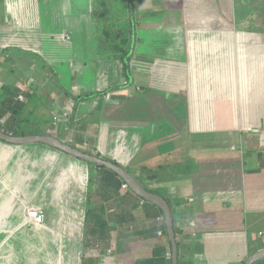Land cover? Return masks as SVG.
I'll list each match as a JSON object with an SVG mask.
<instances>
[{
	"label": "crops",
	"instance_id": "obj_1",
	"mask_svg": "<svg viewBox=\"0 0 264 264\" xmlns=\"http://www.w3.org/2000/svg\"><path fill=\"white\" fill-rule=\"evenodd\" d=\"M91 1L0 0V35L24 27L25 50L38 52L42 36L26 28L42 8L44 24L67 19L44 34L73 57L88 52L66 68L70 92L106 90L76 105L59 79L56 107L50 81L39 83L22 127L123 167L168 202L178 264H245L264 249V0H131L120 22L134 27L129 76L97 38ZM24 63L9 49L0 75ZM13 78L0 90L31 87ZM124 184L54 146L0 140V264H170L165 211ZM30 206L43 223L28 220Z\"/></svg>",
	"mask_w": 264,
	"mask_h": 264
},
{
	"label": "trees",
	"instance_id": "obj_2",
	"mask_svg": "<svg viewBox=\"0 0 264 264\" xmlns=\"http://www.w3.org/2000/svg\"><path fill=\"white\" fill-rule=\"evenodd\" d=\"M131 12V0H92L90 15L95 25V34L99 41L109 50L112 56L117 57L122 62L123 71L127 76L128 70L131 66V53L133 49L132 35L134 27L130 25L128 29L123 28L120 25L125 18L130 15ZM251 26L247 27L250 28ZM9 49H16L20 54L24 56H34L43 62L46 67L45 75L43 78H47L53 82L56 86H61L59 78L54 70L49 68L48 64H45L44 59L40 55L31 50H25L22 48H4L0 50V56L4 55ZM29 88V91L20 92L17 88L12 86H2L0 90V129L7 134L15 136H24L29 134H43V131L37 128H24L22 127L25 122H31V115L36 111L33 108L31 111L28 107L35 102V97L39 98L35 89ZM64 89V88H63ZM65 90L66 95L69 98H73L76 105L80 102L87 101L96 96L102 95L106 90L86 92L80 95H74L72 92ZM20 94L26 97L28 101L24 102L20 99ZM42 98V97H40ZM31 104V105H30ZM74 106V110L75 107ZM1 140V139H0ZM4 141V140H2ZM73 145V144H72ZM76 146V145H75ZM178 243V241H177ZM158 252V250H156ZM157 254V253H156ZM172 246H170V264H172ZM245 262V261H244ZM253 264H264V258L256 261Z\"/></svg>",
	"mask_w": 264,
	"mask_h": 264
},
{
	"label": "rangeland",
	"instance_id": "obj_3",
	"mask_svg": "<svg viewBox=\"0 0 264 264\" xmlns=\"http://www.w3.org/2000/svg\"><path fill=\"white\" fill-rule=\"evenodd\" d=\"M44 13H45L44 8H42V11L40 13V17L41 18L39 19L38 25L29 24L30 27H27L26 29H28V31L31 32V33H35L36 30H39V31H37V32H39L37 34V37L42 36V38L41 39L37 38V40H39L40 42H36L34 44V46H36L38 48V52L37 53L40 55V57L42 59H44L45 64L47 62V63L51 64L52 67L59 69V71L61 73L59 79L62 82L63 86L67 87L68 90L70 91V89H72V83H73L72 80L73 79L69 76V72H67L66 68L70 67V63L74 64L78 59H84V61H86L85 57L87 56L88 52H86L81 57L80 56L81 55V51L76 50V53L78 54V56L73 57V53L70 51V49H68V47H67V49L65 47H63L61 49L60 48L56 49L55 46H58L57 45L58 44L57 41L59 39L56 40V43H55V46H54V42L51 40V38H48L46 36V34H44V32L46 30L48 31L49 27H50V29H49L50 31H54L55 32V31H57V28H60L62 26L65 27L69 21L67 19H57L55 21V23L44 24L43 20L45 19V17H47V16L44 15ZM49 14H51V13H49ZM82 27H83V31L87 30V28H88V27L86 28V26H84V25H82ZM92 27L93 26L91 24V28ZM20 31L24 32V27H21V26L20 27H16L11 32H7V33H5L3 35H0V46H1V48L5 47V46H10V47H13V48H23L24 49V44L27 45V43L24 42V35H20L21 34ZM40 33H43V35H40ZM84 34H86L85 31H84ZM47 44H49L50 47H48V46L46 47L45 45H47ZM30 45H32V44H30ZM29 50L32 51V49H29ZM105 56H107V55H105ZM118 62L120 64L119 60H118ZM40 63L41 62L39 61V59L37 57L26 56V64L24 63V67H21V69L16 68V71H15L14 74L8 73L10 71L9 68L8 69L5 68L4 72H1L2 74L0 75L1 76L0 77V81L2 82V79H9L10 77L11 78L15 77V78L19 79V78H22L24 75H26V77H28V79H29L28 82H29L30 86L33 89H35L36 87H38L39 83L41 85V84H43L44 81H50L49 78H47L46 80L43 78V74L45 75L44 71L46 72V68H43L44 65L41 66ZM37 66L41 67V69H39L37 71L36 70L32 71L34 69H38ZM6 71H8V72H6ZM15 78H13L14 82L12 84L19 85L18 84L19 82H17L19 80L15 79ZM76 78L81 83V77L79 75H77ZM22 82L24 83V80ZM50 83L52 84V86H54L52 81H50ZM48 86H49L48 90L50 91L51 95L55 99L54 100L55 103H56L55 106L57 107V105H61V100L59 99V97L56 94L57 93V91L55 89L56 85L54 87H52L49 84ZM28 87H29L28 84H26V85H23L21 88H17V90L21 92L24 89V92H26L25 90H27V91L29 90ZM83 93H85V92L83 91ZM45 95H47V94L45 93ZM88 106H90V105L86 104V107H88ZM60 107H63V106H60ZM65 109H67V110L71 109L72 110L73 108L69 107V106L68 107L66 106ZM48 262L50 263L49 260L44 261V263H48ZM38 263H39V261H38Z\"/></svg>",
	"mask_w": 264,
	"mask_h": 264
},
{
	"label": "water",
	"instance_id": "obj_4",
	"mask_svg": "<svg viewBox=\"0 0 264 264\" xmlns=\"http://www.w3.org/2000/svg\"><path fill=\"white\" fill-rule=\"evenodd\" d=\"M0 139L8 143L17 144V145L39 143V142L45 143V144L54 146L56 148H59L60 150L67 152L69 154H72L76 157L82 158L87 161L95 162L99 165L106 166L107 168L112 169L113 171L118 173V175L122 177L128 183L130 188H132L136 193H138L140 196L150 201L156 202L165 211L168 233H169V237H170L172 248H173L172 249V261H173V264H178L179 250H178V244H177L176 235L174 231L173 213L170 208V205L164 199L158 196H155L151 194L150 192H148L146 189H144L137 182L134 176L130 174L127 170H125L123 167L113 162L106 161L95 155L88 154L52 135L29 134V135H24V136H15V135L7 134L3 130L0 129ZM263 258H264V249L259 250L253 253L251 256H249L245 264H253L256 261L261 260Z\"/></svg>",
	"mask_w": 264,
	"mask_h": 264
},
{
	"label": "built area",
	"instance_id": "obj_5",
	"mask_svg": "<svg viewBox=\"0 0 264 264\" xmlns=\"http://www.w3.org/2000/svg\"><path fill=\"white\" fill-rule=\"evenodd\" d=\"M19 97L21 100H24V97L22 95H20ZM247 129L252 130L253 126L249 125ZM123 186L128 187L127 184H124ZM26 214H27L29 221L35 222L37 224H41L45 221L44 212L36 207H33V206L28 207Z\"/></svg>",
	"mask_w": 264,
	"mask_h": 264
}]
</instances>
